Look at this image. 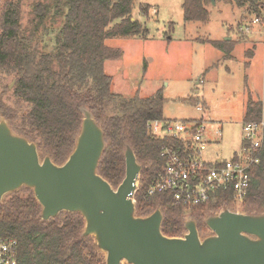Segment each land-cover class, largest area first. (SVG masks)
<instances>
[{"label":"trees","instance_id":"obj_1","mask_svg":"<svg viewBox=\"0 0 264 264\" xmlns=\"http://www.w3.org/2000/svg\"><path fill=\"white\" fill-rule=\"evenodd\" d=\"M41 1V0H39ZM216 2L219 0H215ZM237 8L258 12L260 0H232ZM135 0H44L33 2L35 17L26 26L20 5L0 9V71L15 75L12 89L15 107L0 101V117L10 120L11 128L36 142L44 157L63 164L75 147L83 116L80 107H88L104 131L107 149L98 172L114 188L126 175L125 145L134 150L143 165L140 187L135 194L136 213L146 217L160 208L164 214L162 232L167 237L184 235L185 214H190L204 228L205 219L235 202L231 190L220 191L207 205L191 209L177 203L171 194L149 196L148 191L166 167L162 152L166 147L183 148L173 138H155L149 123L166 120L167 99L162 90L149 98L137 92L123 97L113 92V78L105 70L109 60L122 58V51L108 47L110 39L147 38L150 31L133 19ZM213 0H184L186 23L208 24ZM151 6L142 5L148 17ZM62 22L53 47L42 46L39 32L47 22ZM171 31L174 24H171ZM211 43L230 57L234 43ZM197 106L198 98L183 100ZM26 112H20L21 105ZM264 102L249 100L245 122L260 120ZM20 108V109H19ZM19 124L13 122L17 121ZM195 121V120H184ZM9 122V121H8ZM248 195L241 204L245 214L264 213V141L260 163L252 171ZM42 208L32 190L23 188L0 203V238L18 242L19 264H104V257L93 237L81 238L85 221L78 213H62L44 222Z\"/></svg>","mask_w":264,"mask_h":264},{"label":"rangeland","instance_id":"obj_2","mask_svg":"<svg viewBox=\"0 0 264 264\" xmlns=\"http://www.w3.org/2000/svg\"><path fill=\"white\" fill-rule=\"evenodd\" d=\"M34 1L44 0H0V9L19 4L22 21L28 26L35 18L31 14ZM183 3L184 0H135L133 19L144 24L149 36L108 40V47L123 54L121 59L107 61L105 70L113 78V92L123 97H133L139 92L142 98H149L162 90L167 99L165 119L206 124V137L211 143L203 153L204 161L231 160L242 148L249 100L264 102L263 40L259 35L241 32L252 12L237 8L232 0H214L208 6L211 11L208 24L186 23ZM142 5L152 7L148 17L141 14ZM61 24L48 21L47 29L41 28L39 32L41 45H47L48 51ZM226 38L234 43L230 57L211 43ZM14 82V74L0 71V101L12 107L16 105L13 87L10 88ZM194 97L202 110L191 105L192 102H183ZM21 108V113L28 110L25 104ZM13 123L19 124L18 120ZM226 209L245 213L241 204ZM184 217L194 219L190 214ZM199 230L202 238L212 235L206 226ZM101 254L105 261V254Z\"/></svg>","mask_w":264,"mask_h":264},{"label":"water","instance_id":"obj_3","mask_svg":"<svg viewBox=\"0 0 264 264\" xmlns=\"http://www.w3.org/2000/svg\"><path fill=\"white\" fill-rule=\"evenodd\" d=\"M79 111L83 121L75 147L61 165L49 155L42 158L36 142L16 133L0 117V203L28 188L42 208V221L64 212L80 214L85 221L81 238H94L105 254L104 264H264V213L224 209L211 214L204 224L212 235L205 238L195 219L184 222V235L167 237L160 208L138 216L135 194L143 165L126 144V175L114 188L98 172L107 149L104 131L88 107Z\"/></svg>","mask_w":264,"mask_h":264},{"label":"built area","instance_id":"obj_4","mask_svg":"<svg viewBox=\"0 0 264 264\" xmlns=\"http://www.w3.org/2000/svg\"><path fill=\"white\" fill-rule=\"evenodd\" d=\"M260 3L259 11L252 13L240 30L243 34L259 35L264 45V0ZM197 107L202 110L201 105ZM149 129L155 138H173L183 145L180 150L174 147L163 150L166 167L150 187L149 196L171 194L177 203L191 209L209 204L220 191L231 190L237 205L244 202L252 182L251 171L260 163L264 107L260 120L244 123L241 151L231 160L204 161L203 153L211 141L206 137V124L202 121L156 120L149 123ZM17 256L18 242L0 238V264H19Z\"/></svg>","mask_w":264,"mask_h":264},{"label":"crops","instance_id":"obj_5","mask_svg":"<svg viewBox=\"0 0 264 264\" xmlns=\"http://www.w3.org/2000/svg\"><path fill=\"white\" fill-rule=\"evenodd\" d=\"M166 120H168V119H166Z\"/></svg>","mask_w":264,"mask_h":264}]
</instances>
